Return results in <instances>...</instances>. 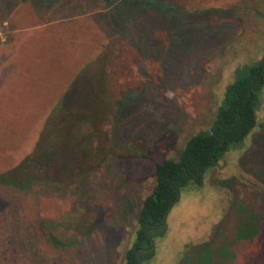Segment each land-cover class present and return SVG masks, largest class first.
Returning <instances> with one entry per match:
<instances>
[{
	"label": "rangeland",
	"instance_id": "rangeland-1",
	"mask_svg": "<svg viewBox=\"0 0 264 264\" xmlns=\"http://www.w3.org/2000/svg\"><path fill=\"white\" fill-rule=\"evenodd\" d=\"M126 1L138 4L0 0V172L31 150L82 68L80 90L97 73L115 82L122 101L109 128L117 146L132 148L92 159L75 212L69 197L1 186L0 264H121L153 163L177 161L185 141L210 127L235 67L264 57V0ZM50 223L61 244H74L50 243ZM163 233L143 264H264V90L254 128L200 184L179 189Z\"/></svg>",
	"mask_w": 264,
	"mask_h": 264
},
{
	"label": "trees",
	"instance_id": "trees-1",
	"mask_svg": "<svg viewBox=\"0 0 264 264\" xmlns=\"http://www.w3.org/2000/svg\"><path fill=\"white\" fill-rule=\"evenodd\" d=\"M30 1L42 4V0ZM100 1L113 5L116 0ZM122 2L129 6L138 4ZM5 6L9 10L11 4L8 2ZM104 59L105 54L101 53L93 60L95 71L97 64ZM101 67L105 71V66ZM81 71L86 72L83 68L77 71L73 83L67 86L42 119L31 150L16 164L0 172V187L66 196L71 199L75 212L84 198V183L90 174L92 159L96 156L103 161L119 159L122 149L131 151V147L121 148L114 143L109 128L119 117L118 101H122V97L114 100L115 82L108 85L107 78L102 83L96 79L97 73L87 79L86 90H80L84 82H78ZM263 90L264 57L235 67L232 81L224 87L210 127L199 130L185 141L177 161L164 159L153 163L154 186L141 202L133 241L124 252L121 264H143L152 257V239L164 234L165 223L162 222L177 202L179 189L188 182L200 184L202 173L214 165L213 161H218L228 150L241 146L256 124ZM87 95L91 100L85 97ZM81 103L85 105L79 107ZM140 157L144 155L140 154ZM55 227V223L42 224L50 243L58 247L74 244L73 237L61 244L50 230Z\"/></svg>",
	"mask_w": 264,
	"mask_h": 264
},
{
	"label": "flooded vegetation",
	"instance_id": "flooded-vegetation-1",
	"mask_svg": "<svg viewBox=\"0 0 264 264\" xmlns=\"http://www.w3.org/2000/svg\"><path fill=\"white\" fill-rule=\"evenodd\" d=\"M216 162H217V161H213V164H214V165L211 166L210 168H213V167L215 166ZM178 196H179V194H178ZM177 201H178V200H177ZM171 208H172V207H171ZM171 208H170V209H171ZM151 246H153V243L151 244Z\"/></svg>",
	"mask_w": 264,
	"mask_h": 264
},
{
	"label": "water",
	"instance_id": "water-1",
	"mask_svg": "<svg viewBox=\"0 0 264 264\" xmlns=\"http://www.w3.org/2000/svg\"><path fill=\"white\" fill-rule=\"evenodd\" d=\"M178 194H179V193H178ZM162 223H165V220H164Z\"/></svg>",
	"mask_w": 264,
	"mask_h": 264
},
{
	"label": "crops",
	"instance_id": "crops-1",
	"mask_svg": "<svg viewBox=\"0 0 264 264\" xmlns=\"http://www.w3.org/2000/svg\"><path fill=\"white\" fill-rule=\"evenodd\" d=\"M90 18V16H88Z\"/></svg>",
	"mask_w": 264,
	"mask_h": 264
}]
</instances>
